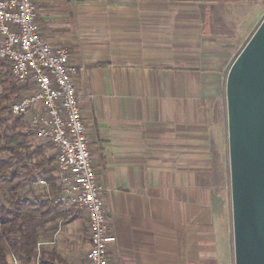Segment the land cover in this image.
Instances as JSON below:
<instances>
[{
  "label": "crops",
  "instance_id": "crops-1",
  "mask_svg": "<svg viewBox=\"0 0 264 264\" xmlns=\"http://www.w3.org/2000/svg\"><path fill=\"white\" fill-rule=\"evenodd\" d=\"M33 2L41 38L83 68L75 86L109 264H231L230 227L217 216L227 206L226 79L264 0ZM66 212L75 219L59 222L40 255L88 264V217Z\"/></svg>",
  "mask_w": 264,
  "mask_h": 264
},
{
  "label": "built area",
  "instance_id": "built-area-1",
  "mask_svg": "<svg viewBox=\"0 0 264 264\" xmlns=\"http://www.w3.org/2000/svg\"><path fill=\"white\" fill-rule=\"evenodd\" d=\"M37 16L33 0H0V62L9 64L16 84L28 88L9 112L26 117L35 138L56 152L55 175L61 193L54 202L65 211L76 209L87 215L88 264H109L105 202L99 194L75 86L83 68L70 64L65 47H52L41 38ZM36 185L49 189L44 180ZM43 245H37L38 257ZM10 264L19 262L12 257Z\"/></svg>",
  "mask_w": 264,
  "mask_h": 264
},
{
  "label": "water",
  "instance_id": "water-1",
  "mask_svg": "<svg viewBox=\"0 0 264 264\" xmlns=\"http://www.w3.org/2000/svg\"><path fill=\"white\" fill-rule=\"evenodd\" d=\"M226 80L235 264H264V19Z\"/></svg>",
  "mask_w": 264,
  "mask_h": 264
},
{
  "label": "trees",
  "instance_id": "trees-1",
  "mask_svg": "<svg viewBox=\"0 0 264 264\" xmlns=\"http://www.w3.org/2000/svg\"><path fill=\"white\" fill-rule=\"evenodd\" d=\"M3 63L0 62V155L9 156L0 159V264H10V257L19 264H48L50 254L38 257L37 245L50 239L59 222L75 217L54 202L61 193L53 166L56 155H38L40 147L29 144V137L20 130L25 124L24 116L3 115L12 97L28 91L7 78ZM39 180H44L49 189L36 195L34 188Z\"/></svg>",
  "mask_w": 264,
  "mask_h": 264
},
{
  "label": "rangeland",
  "instance_id": "rangeland-1",
  "mask_svg": "<svg viewBox=\"0 0 264 264\" xmlns=\"http://www.w3.org/2000/svg\"><path fill=\"white\" fill-rule=\"evenodd\" d=\"M240 51H242V50H240ZM3 64H4L3 65V67H4V69H3L4 73H6L7 78L9 80H11L15 84V82H14V80L12 78V74H11L10 67L6 63H3ZM0 91H1V88H0ZM23 95H21V96H23ZM20 97H18V98L16 96L12 97V99L10 100V102L8 103V105H6V109H5L4 114H3L5 117L7 115H12L14 117L16 116V115L11 114L9 112V107H10V105L12 103H14L18 99H20ZM227 120H228V118H227ZM23 121H24L25 124H24V127L21 128L20 130H21V132L23 131V133L26 134L29 137V139H28L29 144L31 143V144H34V146L37 145V147H40V150L41 151H40V153L38 155H42L44 157L46 155L47 158H53V156H55L54 155L55 152H54L53 147L50 144L44 142V145L46 146V148L44 149L43 145H39L41 143L35 142L36 141V138L34 137L33 132H31V130L28 129L29 128V122L27 121L26 117L23 119ZM227 124H228V121H227ZM38 155L35 156V157H37L36 159H39ZM8 156L9 155H0V159H6ZM53 166L55 168V164L54 163H53ZM226 168H227V181H226V183H227V186H226L227 187V189H226L227 192H226L225 195L223 194V196L225 197V201L227 203V206L225 207V211H224L223 210V206L224 205L222 203L220 205V208L222 210L219 209V212H218L219 214L217 216L219 217V220L221 218L223 224H224V220H223L224 219V215H225L226 220L228 221V224H229V227H230V232H231V237H230L231 238V242L230 243L232 244L231 245L232 246V248H231L232 249V255H231L232 256V261H231V264H235V258H234V243H233L234 242L233 241V229H232L233 228V222H232V216H231L232 215V202H231V183H230V175H229L230 174V165H229V162L228 161H227V164H226ZM1 198H2V195L0 194V202H2L1 201L2 199Z\"/></svg>",
  "mask_w": 264,
  "mask_h": 264
}]
</instances>
